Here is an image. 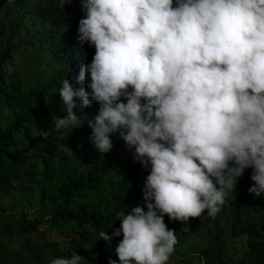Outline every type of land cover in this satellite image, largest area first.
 Here are the masks:
<instances>
[{"label": "clouds", "instance_id": "clouds-1", "mask_svg": "<svg viewBox=\"0 0 264 264\" xmlns=\"http://www.w3.org/2000/svg\"><path fill=\"white\" fill-rule=\"evenodd\" d=\"M79 2L78 40L95 54L75 78L86 87L62 80L66 115L55 129L81 122L76 98L82 108L97 103L91 152H110L118 133L148 170L140 198L97 245L108 250L105 264H177L174 229H193L205 211L215 217L246 169L249 192L264 195V0ZM81 262L73 254L50 264Z\"/></svg>", "mask_w": 264, "mask_h": 264}, {"label": "trees", "instance_id": "trees-1", "mask_svg": "<svg viewBox=\"0 0 264 264\" xmlns=\"http://www.w3.org/2000/svg\"><path fill=\"white\" fill-rule=\"evenodd\" d=\"M5 1L0 0V216L9 212L15 218V245L41 225L60 238L35 248L36 264L73 254L82 256L81 264H105L108 250L97 245L104 242L100 230L119 225L128 202L140 198L148 170L134 160L118 133L111 135L110 152L100 154L95 147L91 152L88 121L98 112L97 103L82 108L76 98L74 112L81 122L55 129L56 116L66 115L58 92L62 80L74 89L86 87L88 81L81 85L75 78L95 54L94 47L78 40L81 6L78 11L75 4L63 8L60 0H49L45 7L31 2L22 9L19 3L4 6ZM251 176L252 169H246L237 186L225 192L215 217L205 211L193 229L175 228V246L197 241L199 261L203 257L206 264H264V195L249 192ZM31 210L33 221L28 220ZM78 228L83 230L72 235ZM230 238H246L238 262L229 254Z\"/></svg>", "mask_w": 264, "mask_h": 264}, {"label": "rangeland", "instance_id": "rangeland-1", "mask_svg": "<svg viewBox=\"0 0 264 264\" xmlns=\"http://www.w3.org/2000/svg\"><path fill=\"white\" fill-rule=\"evenodd\" d=\"M14 4H21L22 9L30 7L31 2L37 3L40 7L45 6L48 3V0H9ZM5 2L4 6L6 5ZM62 5L70 4H79V0H61ZM25 4H31L30 6L25 7ZM34 4V3H33ZM73 9V6H71ZM20 60H25V56H17ZM37 74V67L34 68V75ZM17 78H19L17 74ZM92 155V154H91ZM117 176L116 178H118ZM28 209H26V212ZM33 210L30 211L28 215V220L33 221L35 215ZM9 212L0 216V264H36L37 260L35 258V248L49 243L51 240H57V235H50L47 233V225H41L39 229L32 235H26V240L19 244L15 245L16 237L13 230L16 227L15 218L8 216ZM17 216V215H15ZM165 223L168 228H173L174 221L170 220L165 216ZM20 233V231H19ZM230 248L229 254L234 262H238L246 250V238H233L229 241ZM201 245L198 244L195 240L188 241L184 246H175L174 254L171 256L169 262H180L181 260H189L192 264L199 263V250ZM175 258V259H173ZM168 262V263H169Z\"/></svg>", "mask_w": 264, "mask_h": 264}]
</instances>
